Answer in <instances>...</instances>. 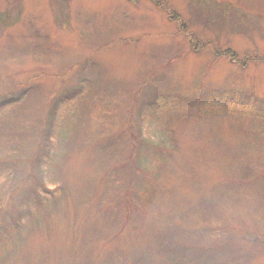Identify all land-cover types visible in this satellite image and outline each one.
Here are the masks:
<instances>
[{"label":"rangeland","instance_id":"1","mask_svg":"<svg viewBox=\"0 0 264 264\" xmlns=\"http://www.w3.org/2000/svg\"><path fill=\"white\" fill-rule=\"evenodd\" d=\"M0 264H264V0H0Z\"/></svg>","mask_w":264,"mask_h":264},{"label":"trees","instance_id":"2","mask_svg":"<svg viewBox=\"0 0 264 264\" xmlns=\"http://www.w3.org/2000/svg\"><path fill=\"white\" fill-rule=\"evenodd\" d=\"M237 110V109H236ZM231 114H233V113H231Z\"/></svg>","mask_w":264,"mask_h":264}]
</instances>
